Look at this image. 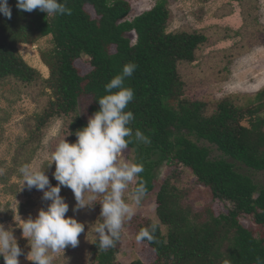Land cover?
Segmentation results:
<instances>
[{
	"label": "trees",
	"instance_id": "obj_1",
	"mask_svg": "<svg viewBox=\"0 0 264 264\" xmlns=\"http://www.w3.org/2000/svg\"><path fill=\"white\" fill-rule=\"evenodd\" d=\"M156 1L153 9L129 20L132 6L126 0H66L70 16H48L39 9L29 13L16 7L17 0H8L11 19L0 14V87L34 95L39 105V112L27 119L28 139L15 158L21 165L29 164L45 129L56 119L64 124L56 145L69 131L73 135L66 140L74 143V133L87 125L99 111L98 100L108 94L104 86L125 64L134 63L137 68L124 86L135 96L125 111L135 117L129 125L133 137L138 129L150 143L134 141L126 150L134 163L143 164L139 176L147 194L142 203L154 200V218H132L115 247L99 251L93 225L100 218L99 201L73 212L74 193L61 186L60 195L69 205L66 218L85 225L78 245L65 249L69 257L83 256L84 264H124L118 259L126 244L136 240L142 228L156 224V242H142L155 252L151 264H256L257 256L264 258V186L240 170L264 174V87L253 95L189 99L184 74L194 70L192 64L200 57L215 60L203 54L216 41L204 30L169 32L171 1ZM231 37L243 40L224 53L226 66L218 65L219 76L227 77L226 67L264 45V29L258 26L250 34L247 29L222 31L221 40ZM47 38L50 46L40 54L50 77L43 81L20 56L18 46ZM83 57L92 67L85 75L76 67ZM207 70L203 65L202 72ZM212 146L220 156H212ZM163 164L174 168L159 184L155 172ZM190 177L199 187L189 182ZM50 203L44 201V209ZM10 217L0 215L3 222ZM19 247L20 257L30 251L28 241ZM128 264L146 263L136 259Z\"/></svg>",
	"mask_w": 264,
	"mask_h": 264
},
{
	"label": "rangeland",
	"instance_id": "obj_2",
	"mask_svg": "<svg viewBox=\"0 0 264 264\" xmlns=\"http://www.w3.org/2000/svg\"><path fill=\"white\" fill-rule=\"evenodd\" d=\"M126 1L132 6L129 20H133L144 12L153 9L157 2L156 0ZM170 1L173 18L170 22L169 32L181 28L204 30L212 34L211 41H216L212 46L206 48L203 54L204 56L212 55L216 61L200 57L192 64L194 70H189L184 74L185 81L188 83L187 97L189 99L192 101L202 99L220 100L231 95H253L264 87V45L250 48L251 50L236 59L232 65L226 67L227 77H225L226 75H217L218 65H221V69L226 66L225 61H223L224 53L243 40L242 37L223 38L221 40L222 31H230V34H234L247 29V34H250L255 26L264 29V0ZM130 37L135 43V33H132ZM50 41L51 39L47 38L41 39L34 45L20 44L18 46L20 56L29 66L41 73L43 81L49 79L50 70L42 61L40 51L44 47H49ZM235 48L237 47L235 46ZM203 65L208 69L205 72H202ZM76 67L81 75H85L92 70L88 57H83L77 61ZM45 92L49 95L48 89H45ZM37 112H39V105L35 102L34 95L17 93L11 86L0 87V215L11 216L9 220L6 219V222L0 219V224H3L6 230L9 228L13 230L18 245L27 241L22 237V229L19 228V217L22 221H26L29 217L35 219L41 209L46 210L43 206L45 200L42 199V191L35 188L29 190L26 186L22 189V177L19 172L22 165L20 160L16 159L20 155L23 143L28 139L27 119L34 117ZM63 127V122L58 119L49 124L42 136L40 149L29 163L39 170L46 171L45 174L48 175L50 184L53 187L58 182L52 176L55 165L53 164L51 168L47 169L50 162L48 157L55 149ZM205 145L209 146L207 143ZM212 149L213 157L221 155L215 147L212 146ZM122 158L127 162L134 163L127 150L124 151ZM173 168L166 164L158 168L155 172L156 182L162 183L173 171ZM240 172L250 174L255 183L264 186L263 173L251 174L245 169H241ZM189 180L194 186L199 187L194 179L190 177ZM134 184L135 182L130 183L129 188L124 193L125 201L133 206L134 215L132 218L141 215L153 219L155 215L154 200L146 203L141 201L140 205H135L132 200ZM102 198V195H98L97 201ZM215 209L219 210L217 207ZM153 221H157V219ZM128 224L131 225V222L129 223V220H126L124 227ZM126 233V235L130 234L129 229H126ZM123 252L122 255H119L118 260L124 264L136 259H140L146 264H151L156 260L155 252L151 247L146 243L138 244L135 239L128 245L126 244ZM18 259L20 264H32L27 259V255H23ZM83 259V256L80 255L69 257L68 252L64 250V254H54L53 264H84Z\"/></svg>",
	"mask_w": 264,
	"mask_h": 264
},
{
	"label": "clouds",
	"instance_id": "obj_3",
	"mask_svg": "<svg viewBox=\"0 0 264 264\" xmlns=\"http://www.w3.org/2000/svg\"><path fill=\"white\" fill-rule=\"evenodd\" d=\"M16 7L29 13L39 9L48 16L72 14L66 0L64 3L60 0H17ZM0 14L11 19L8 0H0ZM136 68L134 63L125 64L122 72L104 86L108 94L98 100L99 111L88 119L85 127L74 133L76 141L67 142L66 137L73 135L69 131V135L61 139L50 153L47 169L55 165L52 176L58 182L56 186H51L46 171L31 164L20 167L22 189L26 186L29 190L35 188L42 191V199L51 202L47 210L41 209L35 219L29 217L22 221L19 217L22 237L30 247L27 259L32 264H53L54 254H64L68 246L75 248L79 235L84 232L83 223L72 217L66 218L69 205L60 195L61 186L74 193L76 206L73 212L91 208L97 203V196L102 195V200L98 202L101 206L99 222L93 224L94 232L98 234L99 251L115 247L125 221L131 220L134 215L133 206L124 199L130 183L137 185L132 194L135 205H140L146 196V185L139 176L144 171L143 164L127 162L122 158L128 145L134 141L150 143L149 138L138 129L133 137L129 125L135 117L131 111H125L135 96L132 88L124 86L125 80L133 75ZM156 230V224L142 228L136 242H156ZM22 254L13 230H6L0 224V257L4 264H20L18 258ZM256 264H264V258L257 256Z\"/></svg>",
	"mask_w": 264,
	"mask_h": 264
}]
</instances>
